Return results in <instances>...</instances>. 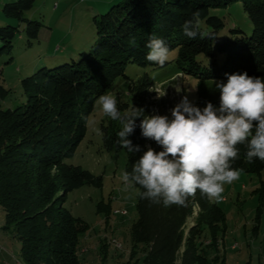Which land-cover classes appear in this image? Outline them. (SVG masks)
<instances>
[{"label":"trees","instance_id":"obj_1","mask_svg":"<svg viewBox=\"0 0 264 264\" xmlns=\"http://www.w3.org/2000/svg\"><path fill=\"white\" fill-rule=\"evenodd\" d=\"M240 1L252 30L230 29V37L214 44V39L198 35L189 39L182 25L199 11L200 31L216 37L223 28V19L210 10ZM35 0H14L2 10L23 19L25 10ZM96 37L86 53L78 59L53 67L42 66L21 79L25 101L4 107L9 94L0 83V207L4 212L5 229L20 242L24 264H86L79 258V242L87 223L63 206L67 194L87 184L101 187L102 175H95L80 165L67 162L86 134V121L95 101L107 93L115 80L125 76L128 64L163 67L145 59L151 38L165 41L170 50L177 49L174 60L178 72L192 75L198 81V100L219 104L217 82H226L227 75L247 72L264 78V0H121L106 12L93 16ZM41 22L26 19L29 39L38 34ZM18 28L0 26V54L10 52ZM218 54L224 55L218 62ZM200 55L205 60L198 58ZM155 81L148 74L128 85L130 99L119 101L124 113L132 106L152 113V88ZM129 137L140 151L129 153L117 143L122 124L105 116L100 123L102 148L109 152L124 150V170L132 166L146 151L147 138L139 127ZM239 159L233 168L260 175L264 161L249 162L246 146L240 145ZM138 189L135 208L137 216L129 227L130 248L126 264H227L221 252L225 235V212L215 202L197 192L187 207H164L143 199ZM264 189V181H261ZM197 215L185 227L193 209ZM98 210L113 211L103 201ZM258 216V214H257ZM178 262V263H177Z\"/></svg>","mask_w":264,"mask_h":264},{"label":"rangeland","instance_id":"obj_2","mask_svg":"<svg viewBox=\"0 0 264 264\" xmlns=\"http://www.w3.org/2000/svg\"><path fill=\"white\" fill-rule=\"evenodd\" d=\"M14 0H0V26L12 25L18 28L12 49L0 54V83L9 94L3 99L4 107L15 106L25 101L21 79L32 74L39 67H53L78 59L86 53L96 37L93 16L106 12L121 0H35L31 9L25 10L23 19L6 15L2 8ZM211 14L220 16L224 26L218 31L214 44L230 37L233 27L251 33L252 24L240 1H233L226 7L214 8ZM26 19L41 22L38 34L29 39L25 32ZM2 42L0 40V46ZM177 49L170 50L169 62L163 67L128 64L125 76L118 77L105 94H112L117 102L130 99L128 85L131 80L148 74L155 81L152 88L151 115H166L172 119L171 110L187 96L195 106L203 109L207 103L198 100V81L192 75L178 72L174 60ZM218 62L224 55L218 54ZM198 58L205 60L200 55ZM158 97V94L163 95ZM99 99V98H98ZM95 101L93 111L86 121V134L77 146L74 155L67 162L80 165L95 175H102L101 187L81 185L67 194L63 206L74 216L82 218L88 225L79 242V258L86 264H126L129 258V227L137 216L135 202L138 189L125 187L121 177L125 172L126 154L105 151L102 148L101 120L106 116L101 105ZM219 107V104H213ZM148 147L157 152L162 148L148 139ZM264 169L260 175L240 171L239 178L224 186L222 198L215 201L225 212V235L221 252L225 250L227 264H264ZM103 201L113 214L107 217L106 210H98ZM125 210L126 214L115 213ZM198 209L194 207L188 217L186 229L193 224ZM258 214V216H257ZM4 212L0 207V247L12 250L11 264H24L20 255V242L13 233L5 229ZM235 244L232 249L231 245ZM18 260V262L16 261ZM178 263V262H177ZM210 264H220L213 261Z\"/></svg>","mask_w":264,"mask_h":264},{"label":"clouds","instance_id":"obj_3","mask_svg":"<svg viewBox=\"0 0 264 264\" xmlns=\"http://www.w3.org/2000/svg\"><path fill=\"white\" fill-rule=\"evenodd\" d=\"M199 11L182 25L185 36L195 39H216L214 34L200 31ZM145 59L160 66L168 60L170 49L159 38H151ZM226 82H217L219 107L208 102L201 109L185 96L166 115L145 116L143 108L132 106L121 113L112 94L101 95L97 101L103 113L122 124L116 143L129 153L140 151L129 137L136 120L143 137L154 141L162 150L151 147L121 177L125 187L140 186L141 198L164 207H187L197 192L209 201L222 198L224 186L239 178L240 170L233 168L239 159L240 145L246 146L245 157L264 161V78L247 72L226 74ZM163 95L158 94V97ZM97 134H102L95 129Z\"/></svg>","mask_w":264,"mask_h":264},{"label":"crops","instance_id":"obj_4","mask_svg":"<svg viewBox=\"0 0 264 264\" xmlns=\"http://www.w3.org/2000/svg\"><path fill=\"white\" fill-rule=\"evenodd\" d=\"M235 245V244H234ZM234 245H231V248L234 249ZM225 248V244L223 241V245L220 246V249ZM225 252V250H224ZM12 250L7 249L6 247H0V264H11L10 260H12ZM226 258V256H225ZM16 261L18 262V260L16 259Z\"/></svg>","mask_w":264,"mask_h":264},{"label":"built area","instance_id":"obj_5","mask_svg":"<svg viewBox=\"0 0 264 264\" xmlns=\"http://www.w3.org/2000/svg\"><path fill=\"white\" fill-rule=\"evenodd\" d=\"M127 211H124V210H119V213L120 214H126ZM235 246V245H234Z\"/></svg>","mask_w":264,"mask_h":264},{"label":"bare ground","instance_id":"obj_6","mask_svg":"<svg viewBox=\"0 0 264 264\" xmlns=\"http://www.w3.org/2000/svg\"><path fill=\"white\" fill-rule=\"evenodd\" d=\"M125 211V210H124ZM115 213H119V210H116Z\"/></svg>","mask_w":264,"mask_h":264}]
</instances>
